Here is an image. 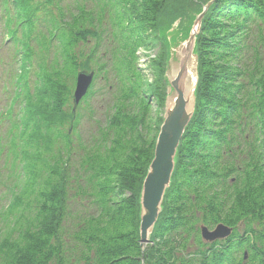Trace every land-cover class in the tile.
Masks as SVG:
<instances>
[{
	"label": "trees",
	"instance_id": "trees-1",
	"mask_svg": "<svg viewBox=\"0 0 264 264\" xmlns=\"http://www.w3.org/2000/svg\"><path fill=\"white\" fill-rule=\"evenodd\" d=\"M206 1L0 0L21 110L8 115L9 149L30 177L16 197L19 219L0 235V264H264V0H216L205 14L195 111L163 210L140 244L139 195L162 122L150 100L163 108L166 97L159 28ZM150 40L160 51L149 89L138 52ZM80 70L95 76L74 115ZM97 93L105 121L78 143L74 165L64 126L77 132ZM218 223L232 234L203 241L200 226Z\"/></svg>",
	"mask_w": 264,
	"mask_h": 264
},
{
	"label": "water",
	"instance_id": "water-1",
	"mask_svg": "<svg viewBox=\"0 0 264 264\" xmlns=\"http://www.w3.org/2000/svg\"><path fill=\"white\" fill-rule=\"evenodd\" d=\"M215 1L202 2L196 13L192 15V19L184 25V30L178 28V23L175 24L178 18L173 20V24L169 27L162 25L159 28L158 36L163 39L167 50L163 75L166 97L164 115L155 140L154 155L147 168L139 195V234L142 248L149 242L163 210L164 197L171 185L176 166L178 147L195 111L199 81L197 38L205 14ZM93 77V71L77 73L73 99L74 111L87 93ZM200 231L203 241L211 243L228 238L233 228L218 223L212 229L201 225Z\"/></svg>",
	"mask_w": 264,
	"mask_h": 264
},
{
	"label": "rangeland",
	"instance_id": "rangeland-1",
	"mask_svg": "<svg viewBox=\"0 0 264 264\" xmlns=\"http://www.w3.org/2000/svg\"><path fill=\"white\" fill-rule=\"evenodd\" d=\"M194 6L196 7H193L186 17L178 18V20L175 22L176 25L178 23V28L180 30H184V25L192 19V15H194L198 10L199 5ZM171 24H173L172 20L168 19L167 17H163L164 26L169 27ZM3 36L4 35L0 33V42L3 40ZM1 43L6 47L0 46V116L5 113L15 89V85L11 84L8 81L9 74L12 75L15 68L10 72L6 70L7 61L11 59L10 55L14 54V47L13 44L8 40H4ZM159 51L160 45L158 44V41L150 40L147 47L141 48L138 52L140 58L138 60V65L142 69V72L145 76V83L147 84L149 89L152 87V84H154L157 73L156 67L152 63L151 59L156 58ZM97 82L98 87L103 84L102 81L98 80ZM101 91L102 93L106 94V90ZM150 101L153 103L152 117L154 119L161 117L162 119L165 109L164 105L163 108H160L157 106L156 102L153 99H151ZM82 106V118L80 120V125L77 132L73 130L71 123H67L64 126V129L66 131L69 130V132L72 134L73 149L71 150V162L74 165L78 162L79 155L82 153L80 152L78 143L81 145H87V143L91 140V131H94L92 129V126L95 125L94 122L97 120L100 122L105 121L106 102L101 93H97L95 98L92 99L88 105H86L85 103V105ZM12 107L14 109V112L16 111V114L14 116H16V119H18L21 116L20 103H15ZM91 110H93L94 114L90 118L89 112L91 113ZM73 112L75 115L74 109ZM8 125L9 121L7 120H2L0 122V136L2 137L0 138V143L3 142L2 146H0V235L12 230L13 226L16 224L17 219H19V215L22 212V205H16V197L18 195L21 196L22 191L26 187V183L30 180L29 175H27L25 172L26 164L23 165L21 161H15L14 154H12L11 150L9 149L12 137L6 135V128ZM160 125L161 124H159V127ZM45 173L46 171H43V174L40 173L39 176L43 177L45 176ZM34 185H36L35 187L40 186L38 185L37 181ZM13 205L16 206L13 207ZM88 208V203L83 202L81 207H78L77 209L78 211H85Z\"/></svg>",
	"mask_w": 264,
	"mask_h": 264
}]
</instances>
